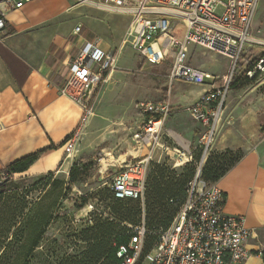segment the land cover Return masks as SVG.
Instances as JSON below:
<instances>
[{
    "label": "built area",
    "instance_id": "obj_1",
    "mask_svg": "<svg viewBox=\"0 0 264 264\" xmlns=\"http://www.w3.org/2000/svg\"><path fill=\"white\" fill-rule=\"evenodd\" d=\"M34 0H0V34L5 31V17ZM76 5L99 11L128 15L130 43L147 63L158 67L171 65L167 76L170 86L175 81L204 86L200 99L189 107L191 117L202 125L200 148L202 159L195 178L189 184L188 198L170 228L159 232V239L146 256V264H243L252 256L247 249L251 236L241 216L228 215L216 184L202 179L201 167L208 157L226 101L235 77L253 79L264 73V39L253 34V22L260 0H74ZM78 34L81 27L75 29ZM189 44L215 52L229 59L231 71L226 76H213L191 64ZM117 58L87 42L71 61V77L63 90L83 109L77 131L65 144L66 158H71L80 143L81 132L92 115L89 101L92 92L116 70ZM211 81V82H208ZM69 94L67 89H79ZM142 121L134 140L147 153L138 161L127 163L112 179L110 189L117 199L144 201L149 164L170 157L164 137L177 141L165 128L172 113L169 98L137 105ZM171 133V134H170ZM181 159H192V151L176 144ZM159 156V158H158ZM158 158V159H157ZM205 160V161H204ZM5 175L0 174V185ZM93 206L89 211H93ZM136 237L129 247H121L118 256L123 264H135L142 255L146 228H135Z\"/></svg>",
    "mask_w": 264,
    "mask_h": 264
},
{
    "label": "crops",
    "instance_id": "obj_2",
    "mask_svg": "<svg viewBox=\"0 0 264 264\" xmlns=\"http://www.w3.org/2000/svg\"><path fill=\"white\" fill-rule=\"evenodd\" d=\"M79 9L83 6L76 5L74 0H34L21 9L11 10L5 17V31L11 34H0V171L38 152H43L39 159L15 177L37 178L61 173L63 169L67 173L74 164L73 159L66 158L65 144L77 131L83 109L72 97L63 94L71 77V61L87 42L97 43L100 49L115 55L117 53L111 52L110 48L125 43L122 36L119 46L113 31L108 32L104 15L99 13L103 11ZM253 23L264 24V0H260ZM78 26L81 32L77 34ZM107 33L113 34L110 37L115 36L108 42L104 40L109 36ZM253 34L260 38L259 32ZM118 61L119 57L117 64ZM117 70L118 66L108 78H122ZM195 90L192 91L198 97L205 88ZM67 91L73 94L70 88ZM237 91L230 90L229 104L234 101L233 94ZM166 98L170 100L172 113L175 106L184 102L173 98L171 90L157 101ZM262 119L256 116L254 122L238 123V132L247 135L249 140L236 138L233 143L228 139L231 137L229 130L224 132L222 129L216 144L217 150L244 151L243 158L216 184L223 194L225 213L243 217L250 231L247 249L252 256L243 264H264V137L258 141L264 134ZM198 125L196 133L201 137L203 129L200 123ZM174 136L181 145L188 146L182 137ZM254 139L257 144H253Z\"/></svg>",
    "mask_w": 264,
    "mask_h": 264
},
{
    "label": "rangeland",
    "instance_id": "obj_3",
    "mask_svg": "<svg viewBox=\"0 0 264 264\" xmlns=\"http://www.w3.org/2000/svg\"><path fill=\"white\" fill-rule=\"evenodd\" d=\"M84 9L96 10L93 7L83 6V9L78 11H84ZM99 13L104 15V25L109 29L108 32L113 31L115 34V42L118 41L119 46L122 45L120 39L124 36L125 43L121 47L110 48L111 52L117 53L116 58L119 57L117 71L121 73L122 78H107L92 92L89 101L92 115L81 132L80 143L75 154L70 158L74 163L82 162L91 165L89 178L72 183L69 178L71 169L67 173L63 169L61 173L55 172L54 183L44 189L34 190L33 185L36 181L31 177H24L27 179L22 182L24 178L16 176V182L10 184V189L16 186L25 188L19 191V200L24 199L26 203L34 205L30 218L38 215L45 216L46 222L50 220V223L43 228L44 236L39 248L42 253L38 259L39 264L60 261L64 255L79 249L77 246L82 244L74 243L72 237L88 224L89 207L94 206L100 213L107 212L106 205L110 203L111 179L127 163L138 161L147 153V149L141 148L134 140V132L143 119L137 108L140 102H157L165 98L170 90L173 98L179 101L184 100L183 104H178L173 108L174 112L168 118L165 128L173 136L177 134L188 142V146H183L193 153L192 159L188 157L182 160L179 157L183 152L182 149L179 155L175 150L178 147L176 144H180L179 141H169L167 137H164L166 146H171L170 157L163 158L161 164L152 161L148 177L157 165L165 171L166 177L179 178L191 170H194L196 176L202 159L200 137L196 133L199 125L189 115L188 109L203 94L197 97L192 90L197 91L204 86L188 85L180 81H175L170 86L167 76L171 71V65L165 63L152 67L133 49L127 34L130 18L105 13V11ZM253 32H259L260 38L264 39V24L254 25L253 23ZM113 34L109 33L104 40L107 42L110 38L112 40L115 36H110ZM187 53L193 66L213 76H226L232 69L229 59L199 46L189 44ZM241 79L246 80L247 78L243 75ZM79 90L80 88L71 89V92L77 94ZM233 95L234 101L230 104L232 92L228 95L225 115L219 124L214 142L201 170L209 156L231 151V149L217 150L216 148L222 129L224 132L229 130L231 135L228 138L229 141L233 142L236 138L246 141L249 140L247 135H241L238 132L239 128H236L240 121L251 123L258 116L260 120L263 118L261 122L264 124V73L256 81L241 88ZM262 137L264 134L260 135L258 141ZM258 141L254 139L253 144H257ZM28 230L29 233L30 228Z\"/></svg>",
    "mask_w": 264,
    "mask_h": 264
},
{
    "label": "trees",
    "instance_id": "obj_4",
    "mask_svg": "<svg viewBox=\"0 0 264 264\" xmlns=\"http://www.w3.org/2000/svg\"><path fill=\"white\" fill-rule=\"evenodd\" d=\"M5 28L7 29V25ZM8 34L11 32L8 31ZM257 79L258 76L246 80L235 77L230 90L244 88ZM42 154L43 152H38L27 156L0 171V174L5 175L4 182L0 185V264H39L43 228L50 220L46 222L45 216L38 215L30 218L34 205L26 203L24 199L19 200V191L25 188L16 186L10 189V184L16 182L15 174L26 172ZM243 156L241 150H229L209 156L202 170V179L208 184H217ZM90 169L89 164L74 163L69 172L70 181L75 183L89 178ZM54 176L55 173H49L34 178V190L51 186ZM194 178V170L179 178L166 177L165 171L157 165L149 177L147 173L143 202L117 199L109 189L110 203L106 205L107 212L100 213L93 206L94 210L87 215L88 224L72 237L74 243L82 244L77 246L79 249L64 255L60 261L41 264H123L124 259L118 253L121 247L130 246L136 237L135 228L142 224L146 228L144 248L135 264H146L145 258L158 241V233L170 228L186 203L188 187ZM262 257L264 259V252Z\"/></svg>",
    "mask_w": 264,
    "mask_h": 264
},
{
    "label": "water",
    "instance_id": "obj_5",
    "mask_svg": "<svg viewBox=\"0 0 264 264\" xmlns=\"http://www.w3.org/2000/svg\"><path fill=\"white\" fill-rule=\"evenodd\" d=\"M203 162V160L201 161V163Z\"/></svg>",
    "mask_w": 264,
    "mask_h": 264
},
{
    "label": "bare ground",
    "instance_id": "obj_6",
    "mask_svg": "<svg viewBox=\"0 0 264 264\" xmlns=\"http://www.w3.org/2000/svg\"><path fill=\"white\" fill-rule=\"evenodd\" d=\"M205 161V160H204Z\"/></svg>",
    "mask_w": 264,
    "mask_h": 264
}]
</instances>
